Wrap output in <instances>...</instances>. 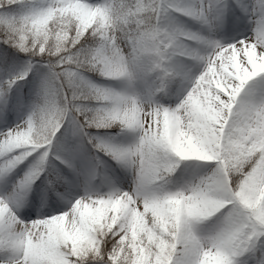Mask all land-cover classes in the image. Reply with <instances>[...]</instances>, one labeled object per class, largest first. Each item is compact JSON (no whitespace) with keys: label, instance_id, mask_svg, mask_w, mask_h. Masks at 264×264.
<instances>
[{"label":"snow or ice","instance_id":"obj_1","mask_svg":"<svg viewBox=\"0 0 264 264\" xmlns=\"http://www.w3.org/2000/svg\"><path fill=\"white\" fill-rule=\"evenodd\" d=\"M229 16L247 34L225 42ZM0 44V118L22 113L0 130V264H264V0H0ZM184 56L201 70L165 105ZM113 127L135 141L89 131ZM98 152L130 171L126 190L90 187ZM69 174L88 179L62 210Z\"/></svg>","mask_w":264,"mask_h":264},{"label":"rangeland","instance_id":"obj_2","mask_svg":"<svg viewBox=\"0 0 264 264\" xmlns=\"http://www.w3.org/2000/svg\"><path fill=\"white\" fill-rule=\"evenodd\" d=\"M90 2H99V0H90ZM151 58V56H149ZM115 85L117 88H127L128 83L125 80L117 81L115 80ZM259 82V77L255 79L254 83L251 84V88L257 86ZM155 78L154 77H142L134 81L132 85V90L142 99L144 93L154 87ZM168 86L165 92L158 94L159 100L161 103L165 105H174L177 101V92L176 87L175 91L172 93L174 95V101L169 102V98L167 97ZM26 112V111H25ZM22 115L16 112H9L8 118L3 119L0 118V130H4L6 127H11L14 123L18 122V116ZM128 131V130H125ZM136 134L132 132L130 135L125 137L124 135L118 136V139L122 141L124 146H127L135 141ZM100 163L96 166L95 173L91 176L89 180L90 187L96 191L101 193H106L114 188H119L121 190H126L131 183V173L130 171L123 166L118 165L111 159L103 160L99 159ZM23 166L17 170L16 175H19L22 172ZM101 173L102 175H98ZM70 178L72 179V183L70 185H61L57 188L55 193H51L54 195L57 200V204L60 209H66L70 206V202L74 201L75 198L83 195L86 178L85 176H80L76 178H72L70 174ZM15 179V176L12 177ZM2 191V189H0ZM35 191V188H34ZM52 214V213H49Z\"/></svg>","mask_w":264,"mask_h":264},{"label":"bare ground","instance_id":"obj_3","mask_svg":"<svg viewBox=\"0 0 264 264\" xmlns=\"http://www.w3.org/2000/svg\"><path fill=\"white\" fill-rule=\"evenodd\" d=\"M180 3H188L190 0H179ZM239 14V13H238ZM180 21L190 28L193 31H206L205 29H202L201 26L197 23H195L193 20H191L188 17H179ZM229 22L226 28L216 33V38H223L225 42H230L233 37L239 38V34H247V23L246 20H241L239 24L237 25L231 16H229ZM173 76L169 80V86H168V93L167 97L169 98V102L174 101V95L172 94L176 89L177 94V101H179L180 98L183 97L185 94L187 88L189 87L190 81L188 78H186V75L189 77H194L199 74L201 70L200 64H198L197 61H195L191 56H184V57H178L174 58L173 62ZM256 78H253V80H250L246 85L245 89L242 90L241 95H245L249 89H251V84L254 83Z\"/></svg>","mask_w":264,"mask_h":264},{"label":"trees","instance_id":"obj_4","mask_svg":"<svg viewBox=\"0 0 264 264\" xmlns=\"http://www.w3.org/2000/svg\"><path fill=\"white\" fill-rule=\"evenodd\" d=\"M145 40L148 39V34L145 33ZM99 41L95 38H89L86 37L84 40L81 41V45L84 47H88V48H94L98 45ZM6 45L0 44V50L6 48ZM10 51H13L12 49H9ZM18 56L20 57L21 60H25L27 59V57L23 54V53H18ZM150 54L148 53L147 50L144 51L143 54V59L144 62L147 63H151V58H149ZM85 75H87L91 80H93L94 82L97 83H101V84H110L113 87H116L115 85V80H109V79H104L102 77H100L98 74L96 73H86ZM31 81V74L28 77L27 81H20L18 82V88L20 91V94L23 96V98L25 99V101H27L30 97H31V93L34 90L33 89V85L30 83ZM27 109L25 108L24 111H26ZM90 134L95 135L101 139H104L106 141L118 144V145H123L122 141H120L118 139V136L120 135H124L125 137H127L128 135H130L133 131L128 130V131H120L117 128L113 127V128H108V129H90ZM119 132V134H117ZM96 156L99 157V159H103V160H108L111 159L108 156H105L103 153H96ZM112 160V159H111ZM114 161V160H113ZM115 162V161H114ZM98 175H102L101 173H99ZM70 176V174H69ZM37 184H40V181H37Z\"/></svg>","mask_w":264,"mask_h":264}]
</instances>
